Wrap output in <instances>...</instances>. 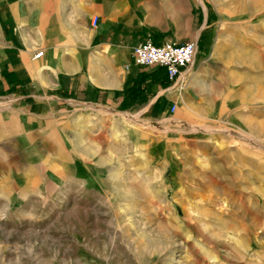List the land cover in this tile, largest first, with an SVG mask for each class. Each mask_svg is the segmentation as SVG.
<instances>
[{
	"label": "rangeland",
	"instance_id": "obj_1",
	"mask_svg": "<svg viewBox=\"0 0 264 264\" xmlns=\"http://www.w3.org/2000/svg\"><path fill=\"white\" fill-rule=\"evenodd\" d=\"M35 1L216 17L173 113L0 114V264H264V0Z\"/></svg>",
	"mask_w": 264,
	"mask_h": 264
},
{
	"label": "crops",
	"instance_id": "obj_2",
	"mask_svg": "<svg viewBox=\"0 0 264 264\" xmlns=\"http://www.w3.org/2000/svg\"><path fill=\"white\" fill-rule=\"evenodd\" d=\"M116 13L114 7L102 19L94 15L99 21L93 28V17L88 22L85 11L76 22L70 8L47 10L35 0H0V114L52 116L69 125L84 108L146 114L147 122L154 113L171 112L175 95L169 90L188 73L199 72L197 55L208 53L216 14L200 8L182 21L165 17L149 24L136 15L119 22ZM147 41L197 46L193 65L174 87L164 69L134 64L133 48ZM38 52L43 55L34 60Z\"/></svg>",
	"mask_w": 264,
	"mask_h": 264
},
{
	"label": "built area",
	"instance_id": "obj_3",
	"mask_svg": "<svg viewBox=\"0 0 264 264\" xmlns=\"http://www.w3.org/2000/svg\"><path fill=\"white\" fill-rule=\"evenodd\" d=\"M98 17H93L91 26L98 24ZM197 46L194 43H165L160 46L153 45L150 41L135 46L132 50L134 64L139 67H159L165 70L166 77L173 84L177 82L182 72L194 63ZM43 55L38 52L33 59L36 60ZM171 113L175 106H171Z\"/></svg>",
	"mask_w": 264,
	"mask_h": 264
},
{
	"label": "bare ground",
	"instance_id": "obj_4",
	"mask_svg": "<svg viewBox=\"0 0 264 264\" xmlns=\"http://www.w3.org/2000/svg\"><path fill=\"white\" fill-rule=\"evenodd\" d=\"M189 74V75H188ZM186 76L188 77V76H191L192 74L191 73H188ZM194 74V73H193ZM186 76H184V78H183V82L185 81V78H186ZM194 81V83L197 81V77H195L194 79H193ZM182 81V80H181ZM183 82H181V83H183ZM180 83V84H181ZM180 89H181V86L180 87H177V89L176 88H174V89H170L169 90V92L171 93V94H176V93H178L179 91H180ZM180 93V92H179Z\"/></svg>",
	"mask_w": 264,
	"mask_h": 264
}]
</instances>
